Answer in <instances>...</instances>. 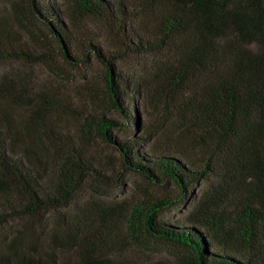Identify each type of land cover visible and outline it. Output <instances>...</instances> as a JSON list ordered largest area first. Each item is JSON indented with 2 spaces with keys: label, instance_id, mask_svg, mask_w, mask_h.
I'll return each instance as SVG.
<instances>
[{
  "label": "trees",
  "instance_id": "obj_1",
  "mask_svg": "<svg viewBox=\"0 0 264 264\" xmlns=\"http://www.w3.org/2000/svg\"><path fill=\"white\" fill-rule=\"evenodd\" d=\"M44 1H7L0 65L104 72L84 75L73 101L0 69V264H126L122 240L167 246L174 264H264V0ZM92 22L109 47L87 34ZM127 55L154 57L151 71L123 76ZM96 141L116 164L98 167ZM119 171L179 199L77 204L87 182ZM203 182L183 221L161 218Z\"/></svg>",
  "mask_w": 264,
  "mask_h": 264
},
{
  "label": "rangeland",
  "instance_id": "obj_2",
  "mask_svg": "<svg viewBox=\"0 0 264 264\" xmlns=\"http://www.w3.org/2000/svg\"><path fill=\"white\" fill-rule=\"evenodd\" d=\"M7 1L8 0H0V22L4 20L9 13ZM48 1H55L57 4H60L63 0H45L44 2L47 3ZM87 34H90L96 39L97 43H102L104 46L108 47L110 46L107 33L98 24L93 22L89 23ZM153 60L154 57L151 56L127 55L115 63V69L123 76L130 79L139 78L151 71ZM58 65L62 67L61 71L64 73L61 79L53 78L50 72L41 65L28 66L15 62H5L0 65V69L12 67L22 73H26L34 86L38 85V87H44L47 85H57L62 95L67 96L73 101H79L81 97H83V88H85L83 81L85 79H89L91 76L98 79L103 76L104 72V69L95 62L82 69V71L78 70L76 72L68 67H64L61 61L58 62ZM138 109L139 119L144 127L154 126L159 120L157 119L159 116L156 115L153 110L151 111L147 107L144 109L142 106H139V103ZM152 145L153 141L144 143L141 145V150L149 151ZM91 152L99 168L107 167L117 162V155L114 151L99 141H96L91 147ZM115 170L117 169L115 168ZM107 177L108 180H103V182H87L85 188L78 196L77 204L89 201L91 205L95 203V205L93 204L94 206L109 208L116 205V203L135 200L144 196L179 199L178 191L171 184L153 186L135 174L122 173L120 171L116 172L114 175L107 173ZM205 187V182L198 184L191 190L193 193L191 196L193 198H189L183 204L171 205L165 208L161 213V218L169 223L183 221ZM107 222L109 221L107 220ZM122 241L123 242H120L121 251L117 256L126 264H174L173 251L167 246L156 242H147L144 245H138L126 240Z\"/></svg>",
  "mask_w": 264,
  "mask_h": 264
}]
</instances>
